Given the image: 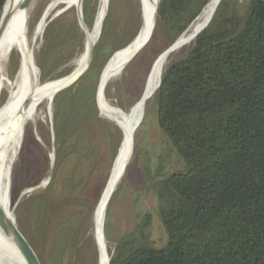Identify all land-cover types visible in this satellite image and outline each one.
Returning <instances> with one entry per match:
<instances>
[{"label": "trees", "instance_id": "1", "mask_svg": "<svg viewBox=\"0 0 264 264\" xmlns=\"http://www.w3.org/2000/svg\"><path fill=\"white\" fill-rule=\"evenodd\" d=\"M245 1L241 18L230 12L228 2H220L194 48L170 64L162 77L156 123L184 165L153 188L165 245L156 249L145 244L153 216L144 212L133 232L117 241L110 264H264V0ZM5 2L0 0V15ZM208 2L159 0L156 35L162 32L167 44L174 43ZM97 5L98 0H82L83 21L89 29ZM110 26L108 15L89 69L52 101L56 145L52 204L92 186L95 154L93 150L85 155V128L105 125L95 94L114 38ZM44 37L37 63L41 82H46L47 70L71 61L82 42L76 23L51 22ZM5 101L1 94L0 106ZM28 135L33 138V130ZM108 177V173L102 177L96 196ZM37 202L47 210L42 200ZM82 216H73L68 227L58 230L52 263H65ZM109 219L108 215L105 237Z\"/></svg>", "mask_w": 264, "mask_h": 264}, {"label": "rangeland", "instance_id": "2", "mask_svg": "<svg viewBox=\"0 0 264 264\" xmlns=\"http://www.w3.org/2000/svg\"><path fill=\"white\" fill-rule=\"evenodd\" d=\"M56 1L60 0H35L30 6L27 25L29 37L33 35L34 29L43 13L48 9L47 7ZM223 1L229 3L231 13L239 18L244 15L247 5L245 0H222L221 3ZM139 4L138 0H109L104 20L109 15L111 23L109 34H114V38L108 46L107 61L112 54L129 45L138 34L141 28ZM98 7L99 0L97 10ZM51 22L65 25L76 23L82 33V42L76 48L71 61L57 70L46 71V82L62 79L74 72V62L83 52L86 39L84 31L79 27L74 6L64 4L55 6L49 14L47 26ZM94 22L95 18L92 27ZM91 28L88 29L91 30ZM45 30L37 39L33 51V60L41 84L46 82H41L37 63L45 48ZM101 30L102 26L95 45L98 44ZM152 35L153 30L147 44L150 43ZM168 42L166 34L160 32L156 35L155 33L149 49L124 70L109 77L104 91L106 101L123 111L128 110L141 96L156 58L173 44H167ZM187 55L188 53L171 63L178 62ZM18 66L19 56L14 52L5 65V74L10 81L14 79ZM1 94L6 97L7 101L8 90L2 89ZM99 114V118L105 122V125L85 128L88 147L85 155L93 150L95 154L92 186L85 193L60 198L55 204L50 203V182L55 176L56 152L52 134L53 106L50 105V112L47 114V105L45 102L42 103L34 122L28 124L25 129L19 155L11 168V211L14 213L19 231L32 246L42 264H56L52 263V248L56 234L60 228L68 227V220L79 213H82L83 216L76 223L78 233L71 241V247L66 254L64 264H97L98 254L93 228L94 211L101 192L96 196L95 191H97L105 173L109 175L107 183L112 179L114 161L122 140L121 133L117 132V128L113 125L116 124L114 120L102 113ZM11 130L8 134L11 133ZM30 130H33L34 139L28 135ZM133 143L134 149L137 148L136 153L135 155L133 153L124 175L115 185L106 208L104 226L109 215L106 240L110 253L113 252L119 239L133 232L138 223V217L147 211L152 214L153 218L145 244L156 249L165 245L166 234L156 215L158 202L153 188L163 177L182 170L184 166L179 155L172 149L168 139L157 126L155 104L152 109H149L143 123L136 130L132 146ZM113 147H116L114 154ZM72 162L73 160H69L68 163L72 164ZM38 200H42V203L47 207L46 211L37 202Z\"/></svg>", "mask_w": 264, "mask_h": 264}, {"label": "bare ground", "instance_id": "3", "mask_svg": "<svg viewBox=\"0 0 264 264\" xmlns=\"http://www.w3.org/2000/svg\"><path fill=\"white\" fill-rule=\"evenodd\" d=\"M21 1L7 0L4 16L0 22V92L2 89H6L9 93L7 101L0 107V209L2 215L16 232L20 231L14 213L11 211V168L19 155L25 129L28 124L34 122L42 103H46L47 114H49L53 94L69 83L85 68L90 51L97 42L98 33L109 2V0H99L94 25L91 30L85 29L84 49L74 62V72L62 79L41 84L33 60L35 43L44 32L49 14L55 6L64 4L76 7L80 0L54 2L43 13L31 37L28 36L27 32L30 6L27 7L24 4H20ZM139 1L141 28L129 45L109 58L101 72L100 83L96 92L99 113L114 120L117 126L120 127L122 139L114 161L112 179L107 183L94 211V240L98 254L97 262L99 261L100 264H108L111 256L102 228L109 199L115 185L124 175L131 156L134 134L143 123L149 109H152L156 103L164 71L171 62L189 53L197 36L210 23L222 0H209L178 39L159 54L149 71L141 96L128 110L123 111L106 101L104 91L109 77L122 70V67L147 44L154 28L155 11L159 0ZM14 52L19 56V66L14 79L10 81L5 74V65L9 62ZM10 130L11 133L8 134ZM0 264H28L25 257L13 247L11 241L5 239L1 234Z\"/></svg>", "mask_w": 264, "mask_h": 264}, {"label": "water", "instance_id": "4", "mask_svg": "<svg viewBox=\"0 0 264 264\" xmlns=\"http://www.w3.org/2000/svg\"><path fill=\"white\" fill-rule=\"evenodd\" d=\"M7 1V0H6ZM35 0H22L20 4H24L25 6L29 7L31 5H33ZM139 1V0H138ZM57 2V1H56ZM140 3V1H139ZM5 5H6V2L3 6V9H2V12H1V15H0V22H1V19L2 17L4 16V8H5ZM51 5V4H50ZM49 7V6H48ZM47 7V8H48ZM46 8V9H47ZM76 8V14H77V20H78V24H79V27L84 31L85 33V29H87L86 25L84 24V21H83V15H82V0H80V2L78 3V5L75 7ZM140 20H141V8H140ZM156 26H157V8H156V11H155V17H154V28H153V35H152V39L150 41L149 44L145 45L143 48H141L123 67H122V70H124L128 65H130L131 63H133L137 58H139L147 49H149V47L152 45V42L154 40V36H155V33H156ZM95 47V46H94ZM94 47L91 49L90 51V55H89V59H88V62L85 66V68L78 74L75 76V78H73L69 83H67L65 86H63L62 88H60L58 91H56L52 98H51V105H52V101H53V98L55 97L56 94H58L59 92L65 90V89H68L69 87H71L72 85H74L85 73L86 71L89 69L90 67V64H91V61H92V56H93V51H94ZM113 55V54H112ZM111 55V56H112ZM110 56V57H111ZM109 60V59H108ZM108 62V61H107ZM106 62V63H107ZM106 65V64H105ZM103 71V70H102ZM101 71V72H102ZM100 76H101V73L98 77V83H97V88H98V85L100 83ZM161 85V83H160ZM160 88V86H159ZM96 92H97V89H96ZM95 103H96V108H97V111L99 113V109H98V105H97V99H96V94H95ZM100 115V114H99ZM110 122V121H109ZM117 130L121 133V130H120V127H118L116 124H113ZM133 153H134V143H133V146H132V155L130 156L129 160H128V164L126 166V169L132 159V156H133ZM125 173V172H124ZM104 189V187H103ZM103 189L101 191V193L103 192ZM100 193V195H101ZM99 195V197H100ZM99 200V199H98ZM102 232H103V235L105 237V231H104V226L102 228ZM0 234L5 238V239H8L11 241L13 247L19 252L21 253L28 264H42L40 259L38 258L36 252L34 251V249L32 248V246L29 244V242L26 240V238L20 233V232H16L12 226L10 225V223L8 222V220L2 215V211L0 209ZM106 238V237H105ZM97 251V249H96ZM98 264H100V262L98 261L97 262ZM108 264H110V258H109V261H108Z\"/></svg>", "mask_w": 264, "mask_h": 264}]
</instances>
